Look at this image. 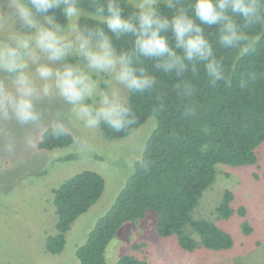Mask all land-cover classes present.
Returning a JSON list of instances; mask_svg holds the SVG:
<instances>
[{
  "label": "clouds",
  "instance_id": "obj_1",
  "mask_svg": "<svg viewBox=\"0 0 264 264\" xmlns=\"http://www.w3.org/2000/svg\"><path fill=\"white\" fill-rule=\"evenodd\" d=\"M92 3L87 15L107 31L79 23L82 0H0V153L34 148L44 129L55 137L72 135L76 125L129 129L137 117L126 93L151 92L157 83L140 66L145 58L178 78L200 65L210 86H230L232 70L217 58L205 27L217 26L219 46L240 56L252 53L253 30L264 28V0H132L127 14L120 0ZM124 36L132 47L118 51L113 37ZM255 79L242 76L239 87ZM176 89L188 98L182 115L196 116L191 81L181 79ZM73 147L80 155L92 150L82 136L73 137Z\"/></svg>",
  "mask_w": 264,
  "mask_h": 264
},
{
  "label": "trees",
  "instance_id": "obj_2",
  "mask_svg": "<svg viewBox=\"0 0 264 264\" xmlns=\"http://www.w3.org/2000/svg\"><path fill=\"white\" fill-rule=\"evenodd\" d=\"M120 3L125 14L131 11L129 0H120ZM181 3L186 4L187 0H181ZM82 5L87 11L94 7L92 0H82ZM161 8L170 15L163 4ZM79 23L98 25L107 31L106 26L94 19L81 18ZM205 35L213 43L217 58L232 70L230 86H210L200 65L196 72L190 70L178 78L162 73L156 68L155 60L145 58L140 66L154 75L157 83L151 92L129 93L128 104L137 117L136 123L120 132L101 124L99 129L107 137L123 139L149 118L157 120L156 129L136 162L133 175L113 207L99 219L87 241L78 248L76 257L80 264H108L106 251L120 228L126 223L143 220L148 211L158 217V235L162 238L175 236L185 251L192 252L200 244L213 251L233 248L234 241L229 233L212 222L194 219L192 213L203 193L214 183L217 165L243 167L258 163L256 150L264 143V28L257 26L253 30L256 44L247 56L220 47L217 26L205 27ZM113 40L118 51L132 47L129 36L113 37ZM249 73H255V81L240 88L241 77ZM181 79L190 80L195 88L191 99L198 104V111L194 117L182 115L188 98L181 96L176 89ZM72 143L73 135L55 137L46 129L38 149L52 151L69 147ZM81 156L75 154L60 161H72ZM104 191L105 180L91 171L70 178L54 191L58 221L56 235L46 241L49 253L58 255L63 252L66 235L73 223L99 201ZM233 200V193L226 191L217 209L222 218L229 219L235 212L231 206ZM237 213L245 217L246 210L241 207ZM187 227L200 237V244L185 232ZM243 228L247 234L252 233L247 222ZM118 264L148 262L125 255Z\"/></svg>",
  "mask_w": 264,
  "mask_h": 264
},
{
  "label": "rangeland",
  "instance_id": "obj_3",
  "mask_svg": "<svg viewBox=\"0 0 264 264\" xmlns=\"http://www.w3.org/2000/svg\"><path fill=\"white\" fill-rule=\"evenodd\" d=\"M88 12L85 10L81 18H90ZM126 95L128 99L129 93ZM156 126L157 120L151 117L132 135L111 139L100 129L89 131L76 125L73 137L87 139L92 150L67 162L60 159L79 154L73 143L52 151L38 149L46 129L36 134L34 148L21 146L13 157L0 153V264H80L76 257L78 248L87 241L99 219L113 207ZM256 153L258 163L254 166L217 165L214 183L203 193L192 213L194 219L212 222L229 233L233 248L206 249L201 246L200 237L187 227L185 232L200 246L192 252L185 251L175 236L158 235V217L148 211L143 220L120 228L107 248L108 264H118L125 255L146 260L148 264H264V143ZM87 171L103 177L105 191L99 201L73 223L63 252L51 254L46 250V241L57 233L54 191L70 178ZM226 191L234 195L231 206L235 212L229 219L222 218L217 211ZM241 207L246 210L245 217L237 213ZM245 222L252 233L244 231Z\"/></svg>",
  "mask_w": 264,
  "mask_h": 264
}]
</instances>
